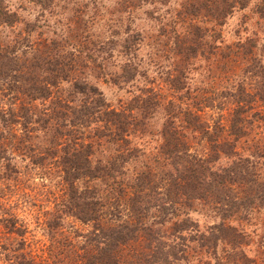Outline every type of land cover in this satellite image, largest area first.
Returning a JSON list of instances; mask_svg holds the SVG:
<instances>
[{
    "label": "trees",
    "instance_id": "1",
    "mask_svg": "<svg viewBox=\"0 0 264 264\" xmlns=\"http://www.w3.org/2000/svg\"><path fill=\"white\" fill-rule=\"evenodd\" d=\"M29 1L47 9L55 0ZM126 1L130 7L150 6L146 18L158 25L151 27L157 28L153 42L174 68L163 72L167 89L174 96L181 93L193 104H186L180 117V103L167 102L159 143L150 158L145 149L131 145L126 138L132 132L130 128L138 125L136 112L143 115L154 105L152 99L157 94L152 89L136 86L142 94L133 98L136 105L111 109L86 75L78 72L82 64L71 53L64 59L53 51L58 47L55 41L50 43L51 50L44 48L46 45L40 49L43 52L34 48L27 59L17 53L14 43L0 48V91L9 99L0 106V132L9 134L4 142L0 134V158L8 161L1 154L14 149L15 124L26 127L25 121L39 122L32 102L46 101L52 89L70 80L71 94L79 97L77 102L70 99L62 104L58 100V110H53V116L45 115L47 119L42 121L54 123L46 127L51 132L50 144L29 148L34 165L48 166L49 170L55 167L60 173V213L45 222L54 241L47 247V256L37 259L25 250L24 225L8 215L2 221L5 232L18 238L11 236L16 246L3 248L7 264H173L188 252L183 246L187 241L197 244L198 264H211L204 259V251L221 264V245L231 247L234 254L225 258H232L234 264L238 245L245 242L236 221L248 219L254 210L264 208V143H247L244 127L251 123L244 116L255 104H264V37L260 45L256 37L226 44L216 29H221L235 10L246 9L253 0ZM256 1L255 13L264 25V0ZM175 6L179 8L176 14ZM180 17H184L181 21L185 27L179 31L175 26ZM15 22L16 13L10 10L8 0H0V28ZM200 23L207 26L201 27ZM130 32L132 29L126 28L125 34L114 40L121 42L127 56L125 67L117 75L127 86L141 74L139 65L133 62V48L143 35L150 34L144 29L133 35ZM114 41L108 39L110 45ZM108 43H97V50ZM201 56L214 58L213 64L222 73L209 90L196 88L197 93L192 95L183 84L184 71L173 72L186 66L191 58ZM71 101L74 104L69 105ZM206 108L227 111L228 117L210 125L198 115ZM261 119L264 122V117ZM91 126L96 144L121 140L123 148L114 149L104 161L93 162V142H87L82 132ZM48 158L55 161L51 163ZM4 169L5 177L11 178L17 172L9 164ZM199 207L201 211L205 208L204 217L212 219L211 226L200 228L192 219L191 213ZM66 217L90 228L72 229L56 241L53 233ZM167 225L170 233L163 231ZM227 260L223 264H228Z\"/></svg>",
    "mask_w": 264,
    "mask_h": 264
},
{
    "label": "rangeland",
    "instance_id": "2",
    "mask_svg": "<svg viewBox=\"0 0 264 264\" xmlns=\"http://www.w3.org/2000/svg\"><path fill=\"white\" fill-rule=\"evenodd\" d=\"M257 2L253 0L246 9L235 10L221 29L216 27L226 44H236L239 39L244 41L248 37H256L259 40L258 45L262 43L264 25L255 13ZM8 6L12 12L16 13L17 22L0 28V48L14 43L17 53L27 59L32 56L34 48L37 47L39 51L43 52L44 49H40L46 45L44 48L47 47L51 50L53 46L50 47V43L55 41L58 47L53 51L64 59L65 55L71 53L79 65L81 63L83 66L79 67L78 72L86 75L90 83L101 92L106 105H109L111 109L121 110L128 104L136 105L135 100L132 101L133 98L142 95L139 90H136V86L138 89H152L157 94L152 99L154 105L150 107V110L144 112L143 115L136 112L138 125L136 128H130L132 132L126 138L131 145L145 149L148 157L151 158L150 155H154V148L159 143L158 137L167 102L172 100L175 103H180L181 114L178 110L180 117H183L185 105L193 104L189 98L186 100L184 97L183 99L181 93H176L174 96L167 89L163 72L174 68L164 59V51L161 47L153 42V35L157 28L153 30L151 27L156 24L154 21L150 22L145 14L150 10V6L130 7L126 0H55L54 4L47 9H41L29 0H8ZM164 8L160 9L165 10ZM178 10L179 8L175 6L173 13L176 14ZM182 18L184 17L177 19L175 26L179 31L185 27L181 21ZM200 25L201 27L207 26L206 23H200ZM126 28L132 29L133 32H130V35L142 29L144 32L150 33L149 36L143 35V39L140 38L141 41H138V44L133 48H136L133 62L139 65L138 70L142 75H137L134 82L128 86L122 83L121 78H117L121 69L125 67L127 56L122 52L121 42L114 41L118 36L125 34ZM108 39L114 43L110 45ZM102 40L108 44L97 50V43L102 44ZM219 41L221 39L216 41L218 45ZM129 57L131 58V53ZM213 59L211 56L206 59L202 56L191 58L186 66L181 65L173 73L178 74V70L184 71L182 81L185 89H189L192 95L197 93L195 92L196 88L209 90L214 82H219V72L222 73L220 68L213 64ZM72 82L71 80L61 82L58 87L52 89L50 98L46 101L32 102L33 112L39 122L28 124L25 121L26 127H23L22 124H15L13 131L16 136L12 140L14 149L8 150L6 154H1L8 161L0 158V264H7L3 256L6 253L3 248L16 246L11 236L14 239L18 238L16 235H9L5 232L2 221L4 218H8V215L16 217L24 225V237L27 240L25 250L37 259L47 256V247L54 241L45 222L52 219L56 212L60 213L58 210L61 208L63 194L60 173L55 167L49 170L48 166L34 165L30 158L29 148L36 147L35 145L50 144L49 135L51 132L46 127L49 128L54 123L51 120L46 124L42 121L47 119L46 116L51 114L53 116V110H58V100L62 104L70 99L73 102L79 100V97H74L71 94ZM2 95L3 93L0 91V106H4L9 100ZM18 102L19 100L15 102V109L19 105ZM73 102H69V105L74 104ZM192 110L194 108H191ZM255 112L258 114L252 117ZM200 114L203 117V122H208L210 125L217 121L220 123L221 119L228 117L227 111L218 110V108H206L198 115ZM244 117L247 119L246 121L251 122L244 125L247 141L249 139L247 143L251 144L256 141L264 143V122L261 119L264 117V104H255L253 110ZM93 127L91 126L88 130L82 129L84 136L87 135L85 140L93 142V162L104 161L115 151L114 149L123 148L121 140L116 143L103 141L100 145L96 144V140L93 138L95 133ZM0 134L3 135V142L6 141L4 139L9 134L5 132H0ZM47 161L53 163L55 159L48 158ZM6 164L17 171L12 174L11 178L10 176L5 177L7 174H3ZM50 165L52 166V164ZM198 209L200 207L195 208L197 211L191 213L192 219L199 223L200 228L211 226L212 219L204 217L205 208L202 209L203 211ZM236 226L244 234L245 242L238 245L234 259L237 261L234 264H264V208L254 210L248 219L236 221ZM89 228L71 217H66L53 233V238L57 241L61 239L62 235L73 232L72 229L85 231ZM170 230V225H167L163 231L170 233ZM196 245L192 241L183 244L188 247H186L188 252L179 262L173 264H198L195 260L198 255ZM219 250L221 264L227 260L225 257L229 253L234 254L231 247L227 245H221ZM203 253L205 260L211 261V264H217L213 257L205 251ZM241 253L244 256L242 259ZM186 259L189 261L185 262ZM231 259L227 260L228 264H233Z\"/></svg>",
    "mask_w": 264,
    "mask_h": 264
}]
</instances>
